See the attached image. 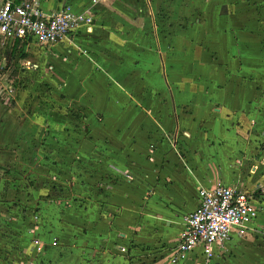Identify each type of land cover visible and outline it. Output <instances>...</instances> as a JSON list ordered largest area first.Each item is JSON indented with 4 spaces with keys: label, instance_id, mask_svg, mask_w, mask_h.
Returning <instances> with one entry per match:
<instances>
[{
    "label": "crops",
    "instance_id": "0c3cea01",
    "mask_svg": "<svg viewBox=\"0 0 264 264\" xmlns=\"http://www.w3.org/2000/svg\"><path fill=\"white\" fill-rule=\"evenodd\" d=\"M121 1L105 0L94 5L92 0H41L46 10L70 5L76 11L90 9L93 16L92 25L74 33L72 40L48 47L56 48L63 56H74L86 46L80 44L85 41L84 35L104 25L108 5L126 8ZM201 1L202 11L206 5L209 9L186 31L195 42L184 46L188 55L184 59L193 61L202 78L194 81L193 88L187 80L174 94L176 136H182L180 141H175V149L167 151L169 148L164 147L160 153L155 145L149 146L153 151L147 152L146 157H150L145 158V162L151 169L148 172L143 167L139 169L141 164H138L139 170L133 178L119 169L118 163H107L114 167L105 166L106 170L99 175L106 178L107 183L99 186V200L94 202L98 205L96 211L77 207L69 201L68 209L64 210L66 216L52 212L50 215L48 210L58 213L55 210L63 204L37 194L40 185L37 175L42 164L36 162L29 172V189L22 187L17 191L8 177L10 179L11 174L20 177L17 174L20 167L14 166L9 154L0 155V264H156L157 260L149 251L157 246L167 252L164 258L167 264H174L172 251L180 241L185 216L199 203V189L218 182L238 185L254 194L259 214L250 231H255L261 215L260 199L255 192L264 190V173L262 178L251 180L260 169L258 161L261 160L256 157L252 163L250 159L254 131L264 128V109L261 108L264 105L261 103L264 99V0ZM36 47L39 46L28 47L24 54L16 56L18 64L26 67L23 56ZM161 59L165 79H168L166 62L170 59L164 52ZM6 143L4 141L0 148L5 149ZM137 147L148 145L138 141ZM3 169L6 172H1ZM40 188L44 189L42 184ZM72 209L73 215L67 216ZM97 211L106 213L105 221L99 217V223H106L105 229H100L96 253H86L89 247L86 244L91 239H85L83 234V241L76 240L80 222L75 216L88 213L90 221H96ZM249 233L244 236L234 233L210 262L219 261ZM35 239L41 241V251L37 250ZM65 240L75 247L82 243V250H62ZM148 257L153 260L149 262ZM189 259L196 262L192 255L184 261Z\"/></svg>",
    "mask_w": 264,
    "mask_h": 264
},
{
    "label": "rangeland",
    "instance_id": "374dc122",
    "mask_svg": "<svg viewBox=\"0 0 264 264\" xmlns=\"http://www.w3.org/2000/svg\"><path fill=\"white\" fill-rule=\"evenodd\" d=\"M121 2L126 8L108 5L104 25L84 35L85 41L80 44L86 46L74 56H63L54 47L39 46L23 56L26 67L19 65L16 57V65L0 71V146L10 137L7 147L0 148V155L9 154L14 166L20 167V177L11 174L8 181L17 191L29 189V172L36 162L42 164L37 183L44 189L39 185L37 194L63 204L55 210L58 213L48 210L50 215L66 216L69 201L96 211L99 186L107 183L99 175L105 166L114 167L107 163H118L117 167L133 178L140 167L147 172L151 169L145 162L150 157H146L147 152L153 151L149 146L155 145L160 153L164 147L169 148L167 151L175 149V141L182 136H176L174 94L187 80L193 88L194 81L202 78L193 61L186 59L184 46L195 42L186 31L197 24L196 19L209 5L202 11L201 0ZM163 52L170 59L166 62L168 79L163 71ZM254 132L250 162L256 157L261 162L251 180L262 178L264 173V128ZM137 140L148 147L135 148ZM101 158L106 162H100ZM88 160L91 162L86 163ZM255 194L261 205L255 231L248 232L224 257L210 264H264V190ZM73 213L72 209L67 216ZM97 213L96 221H90L88 213L75 216L80 222L78 239L64 233L78 241H83V234L85 239L90 238L86 253H96L100 229H105L106 213ZM69 243L65 240L61 249L83 248L82 243L76 247ZM149 253L156 264H167V252L161 247ZM186 261L178 264H195L191 259Z\"/></svg>",
    "mask_w": 264,
    "mask_h": 264
},
{
    "label": "built area",
    "instance_id": "2783aa9c",
    "mask_svg": "<svg viewBox=\"0 0 264 264\" xmlns=\"http://www.w3.org/2000/svg\"><path fill=\"white\" fill-rule=\"evenodd\" d=\"M102 1L105 0H92L94 5ZM92 23L90 9L76 11L65 5L46 10L41 0L1 1L0 71L12 68L13 59L24 54L28 47H48L72 40L74 33ZM258 214L256 197L241 186L218 182L201 187L197 207L184 218L171 262L178 264L192 255L195 264H209L234 233L244 236L251 230ZM34 244L41 251V241L35 239Z\"/></svg>",
    "mask_w": 264,
    "mask_h": 264
},
{
    "label": "trees",
    "instance_id": "16d2710c",
    "mask_svg": "<svg viewBox=\"0 0 264 264\" xmlns=\"http://www.w3.org/2000/svg\"><path fill=\"white\" fill-rule=\"evenodd\" d=\"M18 59H19V58H18ZM13 61L15 62V61H17V59L14 58Z\"/></svg>",
    "mask_w": 264,
    "mask_h": 264
}]
</instances>
